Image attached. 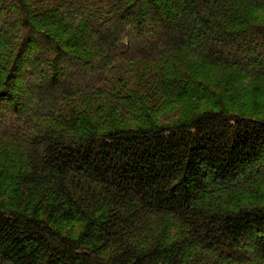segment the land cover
Segmentation results:
<instances>
[{
	"label": "trees",
	"instance_id": "trees-1",
	"mask_svg": "<svg viewBox=\"0 0 264 264\" xmlns=\"http://www.w3.org/2000/svg\"><path fill=\"white\" fill-rule=\"evenodd\" d=\"M10 25L0 264H264V0H0Z\"/></svg>",
	"mask_w": 264,
	"mask_h": 264
},
{
	"label": "rangeland",
	"instance_id": "rangeland-1",
	"mask_svg": "<svg viewBox=\"0 0 264 264\" xmlns=\"http://www.w3.org/2000/svg\"><path fill=\"white\" fill-rule=\"evenodd\" d=\"M73 1V0H71ZM58 11V10H57ZM13 18V16H12ZM15 30H13V25H10L6 28L5 33L3 34V39H0V44L7 43L8 46L13 41ZM6 35V36H5ZM12 51H10L7 55H5L4 59H0V62L6 61L7 58L10 57ZM185 68L189 70L191 73L195 75V79L197 82H195L197 85L202 86V83H205L206 86H208V90H211L213 93H224L225 97H233L237 96L238 99H241L244 97V101H247L251 96H255L258 94L259 91H261V83L257 82L255 79L251 78H245L243 73L240 72H232L230 74H221V76L217 77L214 76V67L210 64H207L205 62H201L196 57H192L191 60H188L185 63ZM26 76V75H24ZM21 77L20 74H17L16 78L13 80V83L17 85V90L15 89V95L19 96L22 94V92L26 89V86L24 87V80L28 81L31 79L30 76L24 77L23 79L19 80ZM211 80V81H210ZM15 81V82H14ZM257 82L256 85H254ZM217 85V86H216ZM216 87V88H214ZM256 98V97H255ZM191 103H199L197 100H189L186 102V104ZM3 107V108H2ZM0 107V134H8L12 135L13 133V113L8 110L9 108H4V106ZM2 128V131H1ZM0 135V141L2 142L3 139H7L6 137ZM8 142V143H6ZM5 145H2V148L0 149V170L4 169L6 167V164H10L13 161V148H15V144L13 145V136H11V139L6 141ZM169 222V224H168ZM156 227H169L174 226V223L170 220L166 219H160L159 221H155ZM178 225L175 223V227Z\"/></svg>",
	"mask_w": 264,
	"mask_h": 264
}]
</instances>
